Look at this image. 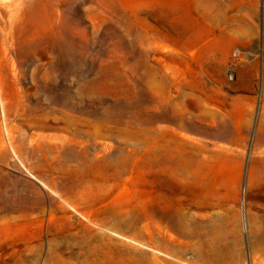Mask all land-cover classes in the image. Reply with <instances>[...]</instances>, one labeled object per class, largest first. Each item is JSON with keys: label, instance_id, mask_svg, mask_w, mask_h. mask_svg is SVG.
<instances>
[{"label": "rangeland", "instance_id": "1", "mask_svg": "<svg viewBox=\"0 0 264 264\" xmlns=\"http://www.w3.org/2000/svg\"><path fill=\"white\" fill-rule=\"evenodd\" d=\"M0 44L17 73L0 81V205L35 210L0 211V264H161L146 212L163 136L238 186L224 264H252L242 192L264 136V0H0Z\"/></svg>", "mask_w": 264, "mask_h": 264}, {"label": "bare ground", "instance_id": "2", "mask_svg": "<svg viewBox=\"0 0 264 264\" xmlns=\"http://www.w3.org/2000/svg\"><path fill=\"white\" fill-rule=\"evenodd\" d=\"M19 62L22 63L21 59ZM13 64L8 57L7 52L5 50L0 51V81H2L4 75L17 77V73L13 69ZM47 75H49V73H47ZM40 76L37 77L38 80L35 84L34 91L40 92L41 90L44 93L47 91L48 86L46 84L47 82H44ZM7 82H9V80ZM10 86L12 85L10 84ZM22 89L23 90L20 92L23 93V96L20 97L21 102H19L21 106L29 103V99L27 98L30 93H28L27 90L24 91V87ZM4 95L5 92L0 85V102L1 105H3V107H1H5L7 109ZM38 97L36 100L33 99L35 103L32 101V105H30L32 106V109L37 110V108H40L42 103L40 104ZM59 107H61V105ZM58 109L56 107L55 110L57 111ZM5 111L7 112V110ZM41 117H43V115ZM165 134L167 135L168 133L165 132ZM164 138L165 137L163 136L161 139L162 143L160 144V151L158 158L156 159L162 174V176L159 175L161 176L158 194L159 201L157 206L155 205L156 208L154 207L150 209V211L146 212V216L148 218L156 217V226L159 233L158 250L163 256V258H160V263L179 264V262H181L184 264H224L228 258L227 249L229 243L227 242V238L228 236L234 237L235 234H237L239 227L238 205L239 201L241 202V199L239 200L238 186L235 185L230 192L226 191V194L223 179L220 178L218 174L213 176L211 179H209L207 175L208 168L209 166L211 167V165H208L209 161L207 162L208 157L199 154L200 152H194L193 145L190 143L188 145L186 144V147H184L182 150L180 149L181 151L173 152V150L171 151V149H169L171 146L168 145L169 143ZM253 148L255 150L258 149V152L255 153L257 158L252 159L249 163L246 184L242 192V199L246 229L249 235L252 236V240H250L248 243L249 249L252 252V264H264V204L259 206L256 205V201H258L260 197H262V199L264 198L263 135L258 138V141L255 142ZM211 161L212 160L210 158V162ZM213 171L215 172V170ZM216 172L218 171L216 170ZM181 184L187 185L188 189L181 188ZM40 202H42L41 199ZM2 205H0V211L4 213L20 212L22 214H28L29 212L35 211L32 208L15 209ZM235 242L236 238L233 243L235 244ZM56 244L58 245V243ZM57 245L55 246L57 247ZM53 249L55 250V247ZM64 249L66 250L67 248ZM35 252L39 255L42 254L44 252L43 244H37L35 246ZM187 252H192V256L185 257L184 254ZM35 262L36 261L31 262L29 257L26 256L25 258L20 259L18 262H13L10 264H37Z\"/></svg>", "mask_w": 264, "mask_h": 264}]
</instances>
